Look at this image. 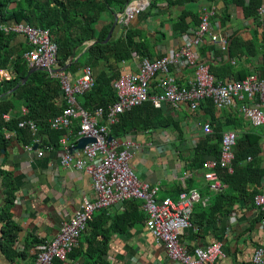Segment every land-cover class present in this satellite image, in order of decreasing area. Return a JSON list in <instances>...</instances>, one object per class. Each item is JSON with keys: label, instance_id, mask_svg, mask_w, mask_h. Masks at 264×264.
Segmentation results:
<instances>
[{"label": "built area", "instance_id": "1", "mask_svg": "<svg viewBox=\"0 0 264 264\" xmlns=\"http://www.w3.org/2000/svg\"><path fill=\"white\" fill-rule=\"evenodd\" d=\"M146 6L147 2L144 0H131L118 13L117 23L127 26ZM216 16V4L203 8L198 27L183 33L182 44L175 52L153 59L139 58L136 73H122L115 81L116 102L107 110L97 108L93 111L82 108L78 102L81 95L95 86L96 76L91 66H86L81 75L75 78L59 66L58 46L49 30L26 23L1 24L2 32L26 38L29 50L25 53V58L31 69H44L52 78L59 80L66 107L48 122L52 129L67 132L60 139L61 165L88 175L93 187V196L83 197L74 215L61 223L58 234L36 247L34 264H56L57 260L66 262L78 247L80 237L96 212L105 211L109 215V210L115 206L125 211L126 202L131 199L142 202V209L147 214V228L156 242L163 244L171 261L178 264H219L225 256L221 242L192 249L181 242V232L191 227L195 206L206 203L200 191L185 189L176 200L167 198L158 201L160 188L142 180L131 165L136 152L140 150V144L131 137L118 139L111 135V126L118 122L121 114L147 102H151L157 109L168 106L171 112H176L185 106L195 113L201 109L202 102L209 99L217 111H237L253 129L262 130L261 141L264 146V76L254 72L241 80L220 81L194 51L204 39L209 40L221 52L227 51L231 35L220 29ZM259 16L260 21H263L264 7L259 9ZM124 63L125 61L122 62ZM173 69H192L190 82L179 85L171 74ZM11 78L6 69H0V83ZM154 80L156 86L152 85ZM22 114H28L26 107L22 108ZM3 119L10 122L11 114H4ZM75 126L78 127L77 133L74 132ZM19 127L29 129L33 136H37L38 126L35 121L23 120ZM3 132L5 139L9 141L17 135L8 128H4ZM213 133L212 123L207 122L202 126L203 136ZM71 137H75L77 141L83 137L94 138L95 142L74 151ZM110 137H113L112 140H109ZM238 139L239 133L224 132L219 158L206 161L203 177L209 183L211 191L222 189L219 169L229 174L234 172ZM34 142L39 143V139L36 138ZM197 143L198 141L194 144ZM23 147L26 152L36 153L38 157H44L47 151L53 150L52 147L35 149L33 145ZM251 160L250 158L248 162ZM254 206L263 214L264 224V192L254 198ZM252 263L264 264V245L255 251Z\"/></svg>", "mask_w": 264, "mask_h": 264}, {"label": "crops", "instance_id": "2", "mask_svg": "<svg viewBox=\"0 0 264 264\" xmlns=\"http://www.w3.org/2000/svg\"><path fill=\"white\" fill-rule=\"evenodd\" d=\"M144 1L147 2L145 10L127 26L117 23L119 12L113 14L109 12L103 14L98 21L97 31L109 25L110 29L107 37L112 29L108 40L111 41L121 37L129 30L132 32L135 42H141L148 48V58L162 57L175 52L182 44L183 33H180L179 27L187 25V30L196 28L201 20L202 9L214 3L217 6L216 20L220 29L228 32L231 39L238 38L243 42H249L255 38L256 34L260 41L262 39V28L258 27L253 17L246 18L243 7L236 4L234 0ZM249 1L246 0V5L249 4ZM180 18L184 19V24H178ZM26 44L24 36H15L13 45L16 46L17 52L23 51L24 47L27 46ZM75 49H77L76 56L79 58L87 51L85 45ZM194 51L198 54L199 60L208 64L216 76H224L223 81H228V77H230L228 75L230 70L227 66L231 69L234 68L235 71L243 67L252 70L260 66L262 59L261 56H243L229 62L228 52L220 53V50L207 39H204L199 48L194 49ZM139 58H141L139 55L132 53L129 60L125 61L124 64L121 63L122 73H136ZM85 67L77 73L71 74L78 78ZM221 68L225 71L222 72L223 69L220 70ZM98 70L99 68L94 69L95 75ZM7 72L12 80L14 76L10 73V70H7ZM171 74L174 75L178 84L187 85L192 78V69H173ZM152 85H157L155 80ZM11 91L7 94H11ZM63 101L64 99L58 101L60 106H62ZM23 107L25 106L21 105L20 107L21 115H23ZM163 108L171 113L170 107L164 106ZM215 113L218 119L217 122L228 124L224 132L234 131L240 134L245 131H257L237 111L225 110L219 112L215 109ZM172 115L176 119L182 120L185 127L189 126L186 133L188 141L184 143L188 148L194 147L196 141L205 137L202 134V126L207 122H212L210 116L205 117L207 114L202 107L197 112L192 113L187 107L183 106L178 111L172 112ZM238 120L240 124H238ZM126 136L133 138L140 144V150L136 152L131 162L138 176L151 185L160 188L158 201L167 198L176 200L179 197L175 196L177 188L178 190L183 189V191L187 189L189 180L193 176L184 170L185 163L180 160L174 147L175 132L171 130L164 132L141 131ZM70 140L74 146V151L79 150L76 149L78 141L75 137H71ZM61 154L62 150L60 148H53V150L47 151L44 157H38L36 153L26 152L24 147L18 144L15 139L11 141L6 150L1 152L0 171L11 173L19 187L11 212L13 221L20 227L17 240L13 245V250L16 253L20 251V257L7 259L0 249V264H34L36 247L41 243L52 240L58 234L61 223L66 218L74 215L79 209L83 197L93 196L91 178L72 168L63 167L61 165ZM261 157L263 158L264 168V153ZM203 175L204 170L194 176L195 183L191 189L199 190L204 201H206L205 204H197L196 207L199 205V207L206 208L212 199V195L219 191L209 190L206 192L209 183ZM258 189L260 193L264 192V180ZM6 192L4 177L1 175L0 213L5 208ZM141 211L145 215L143 220L137 221L129 227L127 226L125 233H111L109 250L106 256L107 262L109 264H178L168 258L163 244L157 243L153 238L146 225L147 214L143 209ZM123 212L118 206H115L109 210V215L113 219ZM98 213L99 211L95 215H98ZM110 225L111 222L107 227H110ZM1 228L0 225V233ZM80 239L84 242L83 236ZM181 242L189 249L206 247L215 242H221L225 256L219 261V264H253V254L264 245L263 214L254 204L237 203L230 215L216 214L210 222L204 219L200 223L199 220L193 218L191 227L181 232ZM22 255L24 257H21ZM66 263L86 264V261L78 257L75 260L68 259Z\"/></svg>", "mask_w": 264, "mask_h": 264}, {"label": "trees", "instance_id": "3", "mask_svg": "<svg viewBox=\"0 0 264 264\" xmlns=\"http://www.w3.org/2000/svg\"><path fill=\"white\" fill-rule=\"evenodd\" d=\"M130 1L0 0V24L26 23L36 28L49 30L58 46V61L62 68L66 66L75 48L84 46L86 42L97 41L87 49L78 62L69 67L68 72L77 73L85 66H91L93 69L99 68L95 75L94 88L81 95L78 102L82 108L89 111L97 108L107 110L117 100L114 83L122 75L121 63L129 60L132 53L140 57H149L148 48L141 42H135L134 36L129 30L116 40L103 43L110 26L103 27L99 31L96 29V25L103 14L121 12ZM234 1L243 7L246 18L253 17L258 27L262 28V39L260 41L257 34L249 42H243L238 38L230 39V45L227 48L229 62L243 56H261L262 59L260 66L252 70L243 67L235 71L234 68L231 69L227 66L230 70L228 81L241 80L254 72L264 76V19L260 21L259 16V9L264 7V0H250L248 5H246V0ZM183 20L180 18L178 24H184ZM187 29V25L179 27L180 33L188 32ZM15 36L0 30V69L10 70L14 76L12 80L0 83V154L9 147L12 141L5 139L4 128L15 131L17 134L15 140L22 146L33 145L35 147L38 145L42 148L58 149L60 148V139L66 136L67 132L52 129L48 121L59 115L66 107L65 101L62 102V106L58 103L59 100H63L61 84L59 80L52 78L45 71H35L30 74L25 84L21 83L31 70L25 58L29 46L26 44L27 46L24 47L23 51L17 52L16 46L13 45ZM220 53L224 52L220 51ZM224 71L223 69L222 72ZM210 72L218 80L223 81L224 76H216L211 68ZM18 85L19 88L15 92L7 94ZM21 105L28 109L26 116L20 113ZM201 107L207 114L205 117L210 116L212 118L214 133L202 137L191 148L184 144L188 141L186 133L189 126L185 127L182 120L176 119L172 112L170 113L164 108L157 109L151 102L121 114L118 122L111 126V135L121 139L126 135L141 131H174V147L180 160L185 163L184 170L193 176L187 187V189H191L195 183L194 176L204 170L206 161L219 158L223 132L228 126L227 123L217 122L215 106L211 100L203 101ZM8 113L12 115L10 122L3 119V115ZM23 120L36 122L38 126L37 136H33L29 129L19 127V123ZM237 122L240 124L239 120ZM77 131L78 127L75 126L74 132L77 133ZM261 131H245L239 134L235 148L234 172L229 174L226 171L218 170L223 183L222 189L212 195V199L206 208L198 205V209L195 206L192 221L195 218L200 223L204 219L210 222L216 214L230 215L237 203L254 204V198L260 193L258 188L264 180L263 158L261 157L264 153V146L261 141ZM36 138L39 139V143L34 142ZM250 158L252 160L248 162ZM1 175L4 177L7 192L5 208L0 213V225L2 226L0 249L7 259L11 260L20 257L13 250L20 227L13 221L11 212L19 187L11 173L0 171ZM209 190L208 187L206 192ZM182 191L183 189L178 190L177 188L175 196H179ZM141 207L142 202L140 200L131 199L126 202L125 211L113 219L105 211H99L98 215H94L88 223L87 230L82 234L84 242L79 240L78 247L73 250L68 259L75 260L80 257L85 259L86 264H109L106 256L111 233H125L127 226L143 220L145 215L141 211ZM110 222V227H107ZM56 264L68 263L57 260Z\"/></svg>", "mask_w": 264, "mask_h": 264}, {"label": "water", "instance_id": "4", "mask_svg": "<svg viewBox=\"0 0 264 264\" xmlns=\"http://www.w3.org/2000/svg\"><path fill=\"white\" fill-rule=\"evenodd\" d=\"M111 33H112V29H111V31H110L108 37L104 40L103 43H107V42H108ZM95 43H97V41H90V42H86V43H84V45H85V46L87 47V49H88L91 45H93V44H95ZM76 51H77V49L74 50V53H73V54L71 55V57L69 58V60H68V62H67V64H66V66L63 68V70H68V68H69L74 62H77V61L79 60V57L76 56ZM35 71H45V70H44V69H40V68H33V69H31L30 74H31L32 72H35ZM30 74H29V75H30ZM29 75H28L26 78H24V79L22 80V82H21L22 84H25V83L28 81V79H29ZM18 88H19V85H18L15 89H13V90L11 91V93L14 92L15 90H17ZM112 138H113V137H110L109 140H112ZM92 142H95V139H94V138H86V137H83V138H81V139L78 141V145L76 146V149L81 150V149H83L87 144L92 143ZM36 148H37V146L35 147V149H36Z\"/></svg>", "mask_w": 264, "mask_h": 264}]
</instances>
